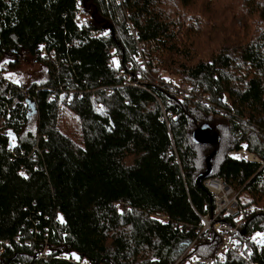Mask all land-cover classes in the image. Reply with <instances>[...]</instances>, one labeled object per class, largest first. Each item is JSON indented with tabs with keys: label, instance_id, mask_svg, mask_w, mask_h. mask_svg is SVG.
<instances>
[{
	"label": "trees",
	"instance_id": "trees-1",
	"mask_svg": "<svg viewBox=\"0 0 264 264\" xmlns=\"http://www.w3.org/2000/svg\"><path fill=\"white\" fill-rule=\"evenodd\" d=\"M24 61L45 79L0 83V264H264V169L228 156L264 162V0H0V71ZM203 126L248 213L223 261Z\"/></svg>",
	"mask_w": 264,
	"mask_h": 264
},
{
	"label": "built area",
	"instance_id": "built-area-1",
	"mask_svg": "<svg viewBox=\"0 0 264 264\" xmlns=\"http://www.w3.org/2000/svg\"><path fill=\"white\" fill-rule=\"evenodd\" d=\"M75 23L78 25H82V17H78L75 20ZM133 34L135 35L134 32H132V35ZM102 35L103 34H100V36ZM40 51L43 55H45L43 47L40 48ZM11 75L12 74H2L0 71V83L11 87L17 86V82H15L14 78H12ZM181 90H183L184 96L192 94L193 92L191 86L182 85ZM10 98L11 97H9V99ZM197 99V102H200L206 106H213L212 103L208 102V100L204 99V97L198 96ZM26 103L27 102H24L22 104L23 107L26 106ZM220 112H223V110H221ZM228 156L229 158H233L235 160H241L248 163H255L257 165H260L261 169H264V162H260V160L254 156V154H249L248 152H246V149L232 152ZM202 186H204L207 192L212 195L214 204L213 216L211 219L203 220L204 230L201 233L204 234L205 232L214 229L217 233L222 235L223 245L221 246L218 252H215V255L217 258L223 261L221 254L226 253L228 249L232 250L235 245H237L234 240L242 232V225L246 217H248V213L240 205L241 201L239 199V193H235L233 189L227 186L225 182L223 183L217 178L210 177L206 181L202 182ZM75 260L77 261V258ZM188 264H210V261H203V259H194L191 263Z\"/></svg>",
	"mask_w": 264,
	"mask_h": 264
},
{
	"label": "rangeland",
	"instance_id": "rangeland-1",
	"mask_svg": "<svg viewBox=\"0 0 264 264\" xmlns=\"http://www.w3.org/2000/svg\"><path fill=\"white\" fill-rule=\"evenodd\" d=\"M134 36V34H133ZM45 68L42 66V64H33V63H30L29 61H24V63L20 64L18 67H17V72H15V75L12 74V78H14L15 82H18L20 83H23L24 85L25 84H29L32 85V84H39L40 82H44V79H45ZM165 77H167L168 80H171L172 83H178L179 81L173 77V76H168V74H164ZM19 85V84H18ZM191 94H188V96H190ZM200 96V95H198ZM197 95H195V97L198 98ZM196 98V100H198ZM204 99L207 100V97ZM32 116H30L28 122H27V126L26 128H24V133H27V132H31L33 133L35 130H36V127H38V123H37V116L36 114H31ZM253 242H257V243H261L262 242V236L261 235H253L252 239H251Z\"/></svg>",
	"mask_w": 264,
	"mask_h": 264
},
{
	"label": "water",
	"instance_id": "water-1",
	"mask_svg": "<svg viewBox=\"0 0 264 264\" xmlns=\"http://www.w3.org/2000/svg\"><path fill=\"white\" fill-rule=\"evenodd\" d=\"M192 138H193V141L198 143V145H201V146L209 145L213 147L212 153L209 155V157L206 158L207 159L206 171H205L206 173L196 178V184L201 185L202 182L206 181L211 174L210 162L215 157L217 149H218V144H217L218 134L214 130H212V128H210L209 126L208 127L203 126V127L195 129V132Z\"/></svg>",
	"mask_w": 264,
	"mask_h": 264
}]
</instances>
